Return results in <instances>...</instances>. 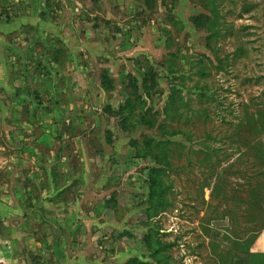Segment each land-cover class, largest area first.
<instances>
[{"label": "rangeland", "instance_id": "1", "mask_svg": "<svg viewBox=\"0 0 264 264\" xmlns=\"http://www.w3.org/2000/svg\"><path fill=\"white\" fill-rule=\"evenodd\" d=\"M15 165L77 264H264V0H0V196Z\"/></svg>", "mask_w": 264, "mask_h": 264}, {"label": "crops", "instance_id": "2", "mask_svg": "<svg viewBox=\"0 0 264 264\" xmlns=\"http://www.w3.org/2000/svg\"><path fill=\"white\" fill-rule=\"evenodd\" d=\"M22 16L27 17L24 11ZM24 28L26 27H22L19 33H23L22 29ZM16 156H14V162L17 163L20 159L18 160ZM53 156L54 159L51 161L55 164L58 163L59 158L65 160L64 157L58 158L56 154ZM34 161L38 162V159H32V163H37ZM54 166L56 165H52L53 169L57 170V167ZM20 170L21 168L15 165V168L8 167L2 171L4 179H7L8 183L3 184L5 195L0 196V264H35L32 260L29 263V259L34 256L37 257V264H77L78 259L71 257V253L73 249H77V253H79L82 239L87 240V218L82 217L81 214L78 216L77 211L79 210L76 206H72L71 203L65 206L63 202L54 200L53 197H51L52 201L48 199L43 202L39 198V200L35 199L22 204L19 198L25 191L22 186L20 187V178L22 177L20 176L22 170ZM38 173L40 174V170L35 168L34 173L28 178L39 183L41 179ZM56 173L62 178L65 177L66 170H58ZM22 175L28 176L23 173ZM41 208L44 211L47 209L49 214L55 210H58L57 213L54 212L55 215L60 214V211L73 214L72 217L64 219L56 216L55 218L24 216V211L27 215V211L35 210L36 214Z\"/></svg>", "mask_w": 264, "mask_h": 264}, {"label": "trees", "instance_id": "3", "mask_svg": "<svg viewBox=\"0 0 264 264\" xmlns=\"http://www.w3.org/2000/svg\"><path fill=\"white\" fill-rule=\"evenodd\" d=\"M249 261L251 260V262H253L254 260H260L261 262L264 261V255H252L250 257H248ZM250 264V263H249Z\"/></svg>", "mask_w": 264, "mask_h": 264}]
</instances>
